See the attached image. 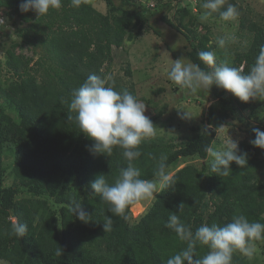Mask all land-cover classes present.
Segmentation results:
<instances>
[{
	"label": "trees",
	"instance_id": "1",
	"mask_svg": "<svg viewBox=\"0 0 264 264\" xmlns=\"http://www.w3.org/2000/svg\"><path fill=\"white\" fill-rule=\"evenodd\" d=\"M104 1V12L88 0H81L79 6L62 0L59 10L38 16L34 11L22 13V0H0V13L28 23L14 28L18 40L7 38L8 46L0 41V264H166L186 247L166 226L172 214L193 232L202 224L224 225L239 214L264 223V149L250 144L255 138L253 128L264 131V99L244 103L213 86L202 90L211 103L200 124L191 127L194 134L176 140L157 135L142 142L141 156L132 161L141 178L151 180L160 155L167 154L174 186L143 202L144 210L137 216L131 207L128 219L113 216L112 230L104 231V218L111 213L99 195L91 193L90 182L103 174L114 183L128 161L119 148L110 157L90 153L93 142L79 132L75 119H67L75 116L69 110L73 92L90 74L111 75L117 91L126 88L140 100L133 83L126 85L113 74L112 49L149 29L161 35L150 23L156 15L183 37L189 62L205 71L211 69L199 60L200 51H214L217 63L242 65L246 74L264 45V19H250L236 0L227 2L236 5V18L247 35L246 45L231 56L212 42L209 26L200 21L207 11L200 6L203 0L195 3L196 12L189 1L174 0L178 3L174 16L170 15L173 0ZM210 17L218 19L219 14ZM160 112L147 115L153 124ZM234 121L245 133L239 149L247 153L248 164L241 168L232 162L229 174L220 177L210 170L204 148L213 144L218 130L233 126ZM207 125H212L210 135L202 134ZM6 156L11 162H4ZM73 200L91 216L89 223L73 215ZM11 217L27 224L25 237L11 234ZM207 251L198 245L195 254L202 257ZM262 254L249 259L237 251L233 264H264V250Z\"/></svg>",
	"mask_w": 264,
	"mask_h": 264
},
{
	"label": "clouds",
	"instance_id": "2",
	"mask_svg": "<svg viewBox=\"0 0 264 264\" xmlns=\"http://www.w3.org/2000/svg\"><path fill=\"white\" fill-rule=\"evenodd\" d=\"M80 2L81 0H72L73 6H79ZM200 6L207 10L201 15V20L218 13L222 21L228 22L239 15L236 5L227 0H203ZM61 7L62 0H22L19 5L22 13L34 11L38 16L47 15L50 9L59 10ZM3 22L0 18V23ZM231 39L229 36H222L216 44L219 48H225ZM198 57L211 71L203 70L199 64L185 63V58H180L173 61L167 70L168 80L192 95L200 90L210 91L215 86L244 103L264 99V45H260L259 54L246 74L241 70L242 65L237 68L226 61L217 63L214 51H200ZM69 110L75 116L68 115L67 119H75L79 132L93 142L88 149L91 154L110 157L113 150L119 148L128 161V166L120 170L114 183L110 184L103 174L97 175L90 182L91 193L98 194L111 213V216L106 215L104 218L105 232L112 230L113 216L128 219L127 210L131 206L151 202L157 198V194L174 186V174L167 169V154L160 155L153 180L142 179L140 169L133 165L132 161L142 154V142L156 138L157 127L145 115L146 105L126 88L117 91L111 75L90 74L73 92ZM178 117L182 120L192 118L184 110L178 111ZM211 128L212 125L205 126L202 134L210 135ZM252 131L255 138L250 140V144L264 149V131L259 128H253ZM239 143V140L229 136L219 148H204L213 173L220 177L228 175L232 162L241 168L247 167L248 156L246 152H240ZM143 206L145 207L144 204ZM70 207L77 219L84 223L91 221V216L80 202L73 200ZM182 208L183 204H180L179 209ZM166 226L186 244L181 251L168 258L166 264H233L235 252L239 251L252 259L256 252L255 242L264 240V223L250 222L243 214L233 216L231 222L224 225L215 222L210 226L202 224L195 232L182 223L177 214H172ZM27 230V224L14 218L11 223L12 235L23 238ZM198 245L208 249L202 257L195 254ZM61 250L57 249L56 255H61Z\"/></svg>",
	"mask_w": 264,
	"mask_h": 264
},
{
	"label": "rangeland",
	"instance_id": "3",
	"mask_svg": "<svg viewBox=\"0 0 264 264\" xmlns=\"http://www.w3.org/2000/svg\"><path fill=\"white\" fill-rule=\"evenodd\" d=\"M88 1L94 5L97 10L102 12L106 10L104 0ZM187 1L192 5L193 11L196 12L195 3L201 2L202 0ZM236 1L242 6L250 19L258 22L263 21L264 0ZM151 3L153 4L154 2ZM172 4L174 5V9L170 11V15L174 16L173 13L175 8L178 7V3L173 0ZM0 15L3 16L2 19L4 21L3 27H0V41L4 40L5 42L7 41V38L18 40V36L13 33L14 28L16 26L25 27L28 23L20 24L17 16H14L13 19H8V17L2 12ZM157 17V15L152 16L150 18V23L156 25L154 27L161 32V35H157L152 29H149L147 32L141 33L136 40L125 41L122 47H113L112 54L114 60L111 65V70L114 75L122 78L126 85L133 83L137 95L146 105L145 115H154L161 111L154 124L157 127V135L163 136L167 139H172L173 137L176 140L194 134L191 127L200 124L202 115L209 105L210 98H204L202 90L195 95L189 94L186 90L180 89L168 80L167 70L170 69L173 61L185 58V63H188L189 60L187 59L183 48V45L185 44L183 37L176 32V30L160 21ZM186 21L187 18L184 19V22ZM200 21H203L204 24L206 23L209 26L210 38L213 43L222 36H229L232 38L225 48H221L222 53L229 52L231 56L236 50H240L246 45L245 36L247 33L240 28L238 18L225 22L220 18L216 19L214 17H208V19H200ZM204 31L203 28L202 32ZM8 45L9 42H5V46ZM2 51L3 50L0 49V58L2 57ZM21 51L29 54L26 48L21 49ZM36 57L37 56L35 55L33 60H35ZM31 64L32 63H30V65ZM127 69L130 71V74L126 73ZM37 76L40 77L38 73ZM156 89L160 90L154 93L153 90ZM183 110L190 113L192 118L187 120L180 119L178 117V111ZM238 125L239 123L234 121L233 126H225L218 130L216 134L217 138L211 146L216 148L221 147L224 140L228 139L229 136L237 140L244 137L245 133L240 130ZM4 162H11V157H4ZM192 162L197 163L198 161L194 160ZM10 181L11 179L8 178L6 183H10ZM141 204L131 206L132 215H137L143 210V202ZM54 206L56 207V205ZM12 219L14 220V217ZM262 250H264V243L256 245L255 255L262 258L263 254L260 255V251Z\"/></svg>",
	"mask_w": 264,
	"mask_h": 264
},
{
	"label": "built area",
	"instance_id": "4",
	"mask_svg": "<svg viewBox=\"0 0 264 264\" xmlns=\"http://www.w3.org/2000/svg\"><path fill=\"white\" fill-rule=\"evenodd\" d=\"M0 18H2V16L0 15Z\"/></svg>",
	"mask_w": 264,
	"mask_h": 264
}]
</instances>
